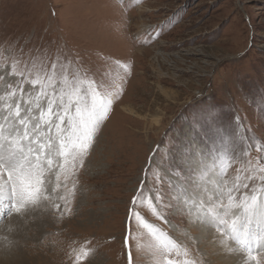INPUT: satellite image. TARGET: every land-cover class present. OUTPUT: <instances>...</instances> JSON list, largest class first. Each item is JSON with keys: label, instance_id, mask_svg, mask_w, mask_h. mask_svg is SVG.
<instances>
[{"label": "rangeland", "instance_id": "1", "mask_svg": "<svg viewBox=\"0 0 264 264\" xmlns=\"http://www.w3.org/2000/svg\"><path fill=\"white\" fill-rule=\"evenodd\" d=\"M57 57L104 91L122 92L60 190L75 183L69 203L45 200L22 216L0 207V264H74L83 247L92 251L80 264H128L129 252L133 264H154V241L135 223L125 247L129 209L142 180L161 187L158 169L182 168L171 177L178 186L192 177L177 158L189 127L199 121L195 145L207 162L234 158L229 180L255 163L258 153L243 150L264 143V0H0V72ZM162 187L175 203V189ZM136 211L198 261L241 264L186 213L165 208V223L146 205Z\"/></svg>", "mask_w": 264, "mask_h": 264}, {"label": "snow or ice", "instance_id": "2", "mask_svg": "<svg viewBox=\"0 0 264 264\" xmlns=\"http://www.w3.org/2000/svg\"><path fill=\"white\" fill-rule=\"evenodd\" d=\"M139 2V0H134ZM154 38V37H153ZM72 61L60 57L49 66L19 67L13 61L10 69L0 72V207L8 215H24L42 201L59 200L69 203L75 194V183L67 195L68 182L76 175L77 165L92 147L99 126L108 118L118 92L104 91L95 79L71 70ZM237 121L238 117L235 118ZM194 122L185 141L177 147L179 164L192 172L191 178L178 186L171 177H181L183 169L172 168L166 174L153 173L157 189H146L147 179L141 181L129 209V246L133 223L152 237L154 264H204L189 249L151 224L136 208L147 206L155 218L168 223L165 208L186 213L190 223L212 228L219 234L216 241L228 252L241 254V264H261L264 252V143L249 145L243 154L253 149L258 153L255 163L237 168L229 180L228 170L235 162L227 154L213 156L207 162L195 145L199 135ZM195 147V151L193 148ZM195 181L189 185L187 180ZM175 189L166 203L163 185ZM59 209L61 205L55 203ZM195 239V238H193ZM139 247V245H138ZM91 249L83 247L75 255L74 264L86 260ZM128 264H133L131 252Z\"/></svg>", "mask_w": 264, "mask_h": 264}]
</instances>
